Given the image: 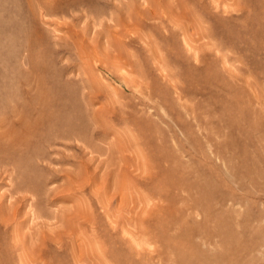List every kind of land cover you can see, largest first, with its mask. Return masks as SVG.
I'll list each match as a JSON object with an SVG mask.
<instances>
[{
    "label": "rangeland",
    "instance_id": "1",
    "mask_svg": "<svg viewBox=\"0 0 264 264\" xmlns=\"http://www.w3.org/2000/svg\"><path fill=\"white\" fill-rule=\"evenodd\" d=\"M0 218V264H264V0H0Z\"/></svg>",
    "mask_w": 264,
    "mask_h": 264
},
{
    "label": "bare ground",
    "instance_id": "2",
    "mask_svg": "<svg viewBox=\"0 0 264 264\" xmlns=\"http://www.w3.org/2000/svg\"><path fill=\"white\" fill-rule=\"evenodd\" d=\"M116 38H118V37H116ZM118 57V56H117ZM120 58V57H119ZM115 60H116V58H115ZM114 60V61H115ZM119 60V59H118ZM118 64V63H117ZM114 67V66H113ZM115 68V67H114ZM80 143L82 142V141H79ZM84 143V142H83ZM82 144V143H81ZM85 146H83V148H84ZM84 149H86V148H84ZM89 149V148H88ZM85 151H87V150H85ZM85 167H87V166H85ZM88 168V167H87ZM78 175V174H77ZM79 176H81V175H79ZM100 176V175H99ZM97 181L99 180V179H96ZM73 181V180H72ZM74 183V182H73ZM76 183V182H75ZM82 183V182H81ZM102 183V182H101ZM82 187H84L83 185H82ZM16 191V190H15ZM98 196V195H97ZM12 198V197H11ZM10 198V199H11ZM11 201V200H10ZM14 203V202H13ZM4 204V203H3ZM5 205V204H4ZM12 205V204H11ZM10 206V205H9ZM82 206V205H81ZM11 208V207H10ZM3 209V208H2ZM12 209H13V207H12ZM77 209V211H78V208H76ZM80 209H82V208H80ZM79 209V210H80ZM67 210V209H66ZM5 211V210H4ZM8 211H10V210H8ZM73 211V210H72ZM83 211V210H82ZM12 213V212H11ZM67 213V212H66ZM82 213V212H81ZM8 214V213H7ZM68 214V213H67ZM73 214V213H72ZM75 214H77V213H75ZM10 215V213L8 214V216ZM85 215V214H84ZM74 216V215H73ZM70 218V217H69ZM72 218V217H71ZM76 218V217H75ZM78 218H79V216H78ZM1 219V218H0ZM70 220V219H69ZM85 220V219H84ZM80 221H83V220H80ZM79 221V222H80ZM8 227V226H7ZM45 232V231H44ZM63 233H66V231L65 232H63ZM44 234V233H43ZM42 234V235H43ZM70 234H71V232H70ZM41 235V236H42ZM66 235H69V232L66 234ZM54 236V235H53ZM62 236V235H61ZM77 236V235H76ZM28 237H29V235H28ZM45 238H46V236H44ZM55 237V236H54ZM79 237H81V235L79 236ZM27 238V237H26ZM59 238V237H58ZM16 239V238H15ZM48 239V238H47ZM30 240V239H29ZM28 241V240H27ZM21 246V245H20ZM27 246V245H26ZM29 246V245H28ZM22 247V246H21ZM80 247V246H79ZM23 248V247H22ZM81 248V247H80ZM21 250V249H20ZM30 250V249H29Z\"/></svg>",
    "mask_w": 264,
    "mask_h": 264
}]
</instances>
